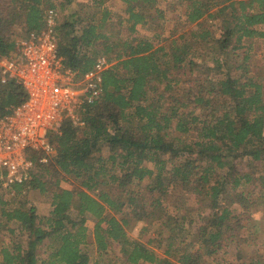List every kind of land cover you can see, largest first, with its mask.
<instances>
[{
	"label": "trees",
	"instance_id": "16d2710c",
	"mask_svg": "<svg viewBox=\"0 0 264 264\" xmlns=\"http://www.w3.org/2000/svg\"><path fill=\"white\" fill-rule=\"evenodd\" d=\"M119 1L124 15L106 0L74 11L76 0H0V56L18 25L37 31L59 8L69 9L56 13L63 64L84 73L99 56L112 62L83 126L64 119L46 163L28 150L41 168L29 186L50 194L49 215L27 185L0 187V264H264L253 211L264 204V76L248 63L264 47V0ZM165 8L178 12L167 35ZM23 96L0 81V117ZM130 221L144 223L140 239Z\"/></svg>",
	"mask_w": 264,
	"mask_h": 264
},
{
	"label": "built area",
	"instance_id": "2783aa9c",
	"mask_svg": "<svg viewBox=\"0 0 264 264\" xmlns=\"http://www.w3.org/2000/svg\"><path fill=\"white\" fill-rule=\"evenodd\" d=\"M56 13L48 9L42 28L15 38L13 50L0 56V81H13L24 96L0 117V187L27 185L34 163L28 150L42 153L46 163L53 146L49 135L57 133L64 119L83 126L82 114L102 92V72L111 61L99 56L94 66L79 73L63 64L55 37Z\"/></svg>",
	"mask_w": 264,
	"mask_h": 264
},
{
	"label": "rangeland",
	"instance_id": "374dc122",
	"mask_svg": "<svg viewBox=\"0 0 264 264\" xmlns=\"http://www.w3.org/2000/svg\"><path fill=\"white\" fill-rule=\"evenodd\" d=\"M89 0H76V2L71 6L70 11H74L76 9L79 8L78 2L79 3H85ZM107 1V5L113 9L114 11H117L118 13L122 14L123 12V4L122 2H120L119 0H106ZM59 10V8L55 9V13H57V19L61 20V17L66 13L67 10ZM165 18H166V23L163 25V30L166 31L163 33V35H167L168 31H170L171 29H174L175 27L173 26L176 19L178 20V12L176 11H170L169 9L165 8ZM124 15V14H122ZM16 32L17 35L15 36V38L18 37H22L24 35H22V31L23 29L21 27H16ZM141 32L143 33H150V31L144 29L141 30ZM176 34H179L178 32H176ZM264 51V47H261L259 44H254L252 51L250 52L251 54V59L248 62L250 65V69L251 72L256 74H262L264 76V58H262V54ZM238 52V51H237ZM234 52L233 55H231V57L233 59L236 58V53ZM263 91H264V80H263ZM41 171V168L35 167L33 169V173L37 174L38 172ZM47 177V176H46ZM61 185L62 187H70L69 184L66 181H61ZM28 197H30V200H32V203L35 205L36 207V211L39 215H42L44 212H47V210L50 208V197L48 194V192L44 193V194H40L37 188H32V189H26V193ZM5 198H8V196L6 195ZM197 204L194 203V201H187L185 204V207H189V208H194L196 207ZM253 211H260L258 213H255V218L261 222V227L264 224V204H259L256 206V208L253 209ZM93 224V219H88V225H92ZM144 223L141 221H130V224L126 227L127 232L130 236H132L133 238H137L140 239V228L141 226H143ZM157 223L156 222H152L150 229L144 234V236L142 237V240L145 241V239H147L149 236L153 235V233L156 231L157 229ZM242 235H245V232L242 233ZM261 236V235H260ZM1 239L7 243H10L11 241V236L9 234H3L1 236ZM91 240V239H90ZM1 243V242H0ZM259 248V250L261 251V249L263 248V242H259V245L257 246ZM256 248V247H253ZM87 251L88 254L90 255V259L93 261L97 255H96V251H95V247L93 244H88L87 245ZM220 256H217L216 259H219ZM226 258H228L226 256ZM209 263H212L211 259L207 260Z\"/></svg>",
	"mask_w": 264,
	"mask_h": 264
},
{
	"label": "crops",
	"instance_id": "0c3cea01",
	"mask_svg": "<svg viewBox=\"0 0 264 264\" xmlns=\"http://www.w3.org/2000/svg\"><path fill=\"white\" fill-rule=\"evenodd\" d=\"M65 188H69V187H65ZM49 207H50V205H49ZM50 210H51V207L47 210V212H44L42 215H49ZM88 219H93V218L88 216Z\"/></svg>",
	"mask_w": 264,
	"mask_h": 264
}]
</instances>
